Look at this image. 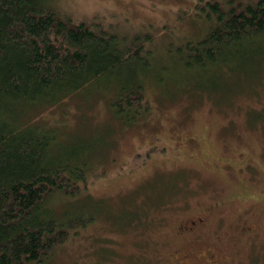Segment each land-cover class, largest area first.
I'll return each mask as SVG.
<instances>
[{"label": "rangeland", "instance_id": "1", "mask_svg": "<svg viewBox=\"0 0 264 264\" xmlns=\"http://www.w3.org/2000/svg\"><path fill=\"white\" fill-rule=\"evenodd\" d=\"M53 1L61 14L152 37L163 60L185 57L177 47L206 33L197 0ZM255 57L259 64H235L252 72L244 66L215 83L194 78L213 88L202 95L198 89L171 99L147 85L153 111L122 134L110 131L116 83L42 113L41 121L69 136L63 142L94 145L102 158L80 197L93 221L40 264H178V254L200 251L201 264L211 253L225 264H264V58ZM220 200L225 205L205 215Z\"/></svg>", "mask_w": 264, "mask_h": 264}, {"label": "trees", "instance_id": "2", "mask_svg": "<svg viewBox=\"0 0 264 264\" xmlns=\"http://www.w3.org/2000/svg\"><path fill=\"white\" fill-rule=\"evenodd\" d=\"M195 8L205 35L177 47L185 57L163 60L152 37L61 14L53 0H0V264H40L93 221L80 197L102 157L94 145L63 142L69 136L41 121L42 113L116 83L110 131L122 134L153 111L147 85L171 99L202 95L213 88L194 78L215 83L244 66L253 71L237 67L240 60L264 58V0H197ZM223 205L203 211L209 216Z\"/></svg>", "mask_w": 264, "mask_h": 264}, {"label": "flooded vegetation", "instance_id": "3", "mask_svg": "<svg viewBox=\"0 0 264 264\" xmlns=\"http://www.w3.org/2000/svg\"><path fill=\"white\" fill-rule=\"evenodd\" d=\"M196 218H198L197 220H195V221H191V224H188V226H187V230L188 229H192V228H194V226L198 223V222H200V221H202L203 219L202 218H200V216H198V217H196ZM244 229L246 230L247 228L246 227H244ZM211 254H213V255H209L208 257H207V259H205L206 260V262L207 263H205V264H225L224 262H221L220 261V259L218 258V256H217V254H215V253H211ZM201 255H203L202 254V251H200L199 253H198V255L197 254H195V253H193V254H191V253H186V254H178L176 257H173V260L174 259H176V261L178 262V264H201V262L199 261V259H202V258H200V256ZM192 259H195V261H191ZM197 261V262H196Z\"/></svg>", "mask_w": 264, "mask_h": 264}]
</instances>
